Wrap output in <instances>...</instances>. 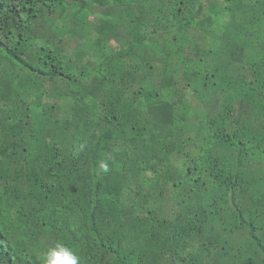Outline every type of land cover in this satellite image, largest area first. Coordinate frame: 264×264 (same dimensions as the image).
Masks as SVG:
<instances>
[{
    "label": "trees",
    "instance_id": "1",
    "mask_svg": "<svg viewBox=\"0 0 264 264\" xmlns=\"http://www.w3.org/2000/svg\"><path fill=\"white\" fill-rule=\"evenodd\" d=\"M264 264V0H0V264Z\"/></svg>",
    "mask_w": 264,
    "mask_h": 264
},
{
    "label": "clouds",
    "instance_id": "2",
    "mask_svg": "<svg viewBox=\"0 0 264 264\" xmlns=\"http://www.w3.org/2000/svg\"><path fill=\"white\" fill-rule=\"evenodd\" d=\"M43 264H81L80 257L63 243L50 247L42 257Z\"/></svg>",
    "mask_w": 264,
    "mask_h": 264
}]
</instances>
